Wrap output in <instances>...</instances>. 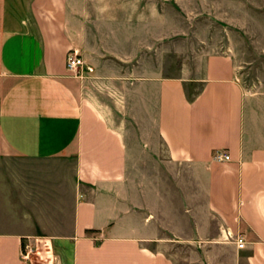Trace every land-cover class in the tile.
<instances>
[{
    "label": "crops",
    "instance_id": "1",
    "mask_svg": "<svg viewBox=\"0 0 264 264\" xmlns=\"http://www.w3.org/2000/svg\"><path fill=\"white\" fill-rule=\"evenodd\" d=\"M249 10L264 0H0V264L40 236L42 264H264V87L229 53L163 65L179 18Z\"/></svg>",
    "mask_w": 264,
    "mask_h": 264
},
{
    "label": "rangeland",
    "instance_id": "2",
    "mask_svg": "<svg viewBox=\"0 0 264 264\" xmlns=\"http://www.w3.org/2000/svg\"><path fill=\"white\" fill-rule=\"evenodd\" d=\"M243 16H201L179 18L183 31L170 33L167 75L187 67L197 72L208 53H229L238 63L240 79L250 89L264 87V10H249ZM17 161H10L12 173ZM50 242L40 236L24 240L23 254L31 264H42L50 256ZM177 259V258H174ZM182 264V263H181Z\"/></svg>",
    "mask_w": 264,
    "mask_h": 264
},
{
    "label": "built area",
    "instance_id": "3",
    "mask_svg": "<svg viewBox=\"0 0 264 264\" xmlns=\"http://www.w3.org/2000/svg\"><path fill=\"white\" fill-rule=\"evenodd\" d=\"M84 65V62L82 58L78 55H76L74 52H68L66 55V60H65V67L66 70L69 72H75L78 68ZM87 71H90L89 68H87ZM229 155L227 152L224 151H216L213 155V159L218 162L222 161H228L229 160ZM235 244L238 249H243L245 246V240L243 237H238L235 240ZM28 255L23 254L22 252V258L26 259Z\"/></svg>",
    "mask_w": 264,
    "mask_h": 264
}]
</instances>
